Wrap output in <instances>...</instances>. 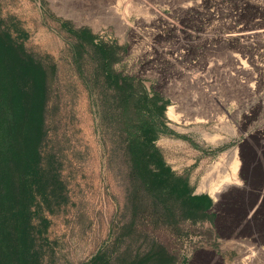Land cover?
<instances>
[{"label": "rangeland", "instance_id": "1", "mask_svg": "<svg viewBox=\"0 0 264 264\" xmlns=\"http://www.w3.org/2000/svg\"><path fill=\"white\" fill-rule=\"evenodd\" d=\"M0 22L47 76L36 264H264V218H246L264 182L241 176L264 169V0H0ZM234 151L239 185L205 193ZM157 162L209 208L171 197Z\"/></svg>", "mask_w": 264, "mask_h": 264}, {"label": "trees", "instance_id": "2", "mask_svg": "<svg viewBox=\"0 0 264 264\" xmlns=\"http://www.w3.org/2000/svg\"><path fill=\"white\" fill-rule=\"evenodd\" d=\"M21 46L0 22V264H36L30 254L31 209L34 193L39 189L37 176L47 76ZM150 124L141 148L145 147L154 161L157 132ZM128 141H133V135ZM131 145L132 157L139 158L142 150L137 144ZM147 155L143 154L144 158ZM158 166L162 184L170 185L171 197H176L183 207L188 206L199 215L209 208L208 197L192 195L168 168L161 163ZM144 182L148 190L154 191V179Z\"/></svg>", "mask_w": 264, "mask_h": 264}, {"label": "flooded vegetation", "instance_id": "3", "mask_svg": "<svg viewBox=\"0 0 264 264\" xmlns=\"http://www.w3.org/2000/svg\"><path fill=\"white\" fill-rule=\"evenodd\" d=\"M254 154L251 152V154H249V157H252ZM264 156V153L262 154ZM246 164L243 163L241 164L242 167V173L241 176L247 180L248 182H257L258 178L259 180L264 182V169H258L257 164H253L251 165V167H249L247 169V166H245ZM261 177V178H260ZM251 197L249 199V202H252V214H254V219H261L264 218L263 216V212H264V185L260 184V186H257L253 191H251ZM261 222V221H260ZM259 222V223H260ZM262 223H264L262 221Z\"/></svg>", "mask_w": 264, "mask_h": 264}, {"label": "bare ground", "instance_id": "4", "mask_svg": "<svg viewBox=\"0 0 264 264\" xmlns=\"http://www.w3.org/2000/svg\"><path fill=\"white\" fill-rule=\"evenodd\" d=\"M121 2H123V1H121ZM165 114L171 120L176 117V115L174 114V112H173V110L171 108H168V110H167V112ZM195 122H197L196 119H195ZM223 162H224V164H222V167L220 166L218 168V170L214 171V173L211 176H209L208 178H206V180L204 181L202 189H203V191L205 193H209L211 195V193H212L211 190L213 189V187L210 188L209 185L213 182L214 178H217L216 176H218L222 172L227 173V176H226V179L227 180L224 182L225 184H224L222 190L226 191V190H228V189H230L232 187H235V186H238L239 185L237 183V181L234 179V176H235V174L237 172V169H238V166H239L238 158L236 156V151L230 153L227 156V158L224 159ZM231 179H233V181L234 180L235 181L232 182V181H230ZM210 191H211V193H210ZM210 197H212V196H210ZM250 254H251V257L250 258L253 259V255H252L253 253L251 252Z\"/></svg>", "mask_w": 264, "mask_h": 264}, {"label": "crops", "instance_id": "5", "mask_svg": "<svg viewBox=\"0 0 264 264\" xmlns=\"http://www.w3.org/2000/svg\"><path fill=\"white\" fill-rule=\"evenodd\" d=\"M242 223H244V220H243V222ZM241 227V224L239 225V223H237V225L236 226H234V232H236V231H238V229Z\"/></svg>", "mask_w": 264, "mask_h": 264}, {"label": "water", "instance_id": "6", "mask_svg": "<svg viewBox=\"0 0 264 264\" xmlns=\"http://www.w3.org/2000/svg\"><path fill=\"white\" fill-rule=\"evenodd\" d=\"M252 212H253V210H251V212L247 215V217L246 218H249L250 217V215L252 214Z\"/></svg>", "mask_w": 264, "mask_h": 264}]
</instances>
